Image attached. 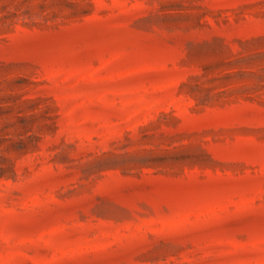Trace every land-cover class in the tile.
I'll return each instance as SVG.
<instances>
[{"label":"rangeland","instance_id":"obj_1","mask_svg":"<svg viewBox=\"0 0 264 264\" xmlns=\"http://www.w3.org/2000/svg\"><path fill=\"white\" fill-rule=\"evenodd\" d=\"M0 264H264V0H0Z\"/></svg>","mask_w":264,"mask_h":264}]
</instances>
